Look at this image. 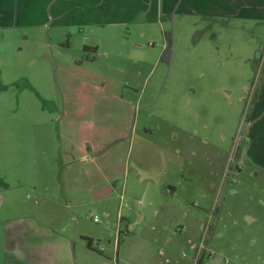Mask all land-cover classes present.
Returning a JSON list of instances; mask_svg holds the SVG:
<instances>
[{
    "label": "rangeland",
    "instance_id": "374dc122",
    "mask_svg": "<svg viewBox=\"0 0 264 264\" xmlns=\"http://www.w3.org/2000/svg\"><path fill=\"white\" fill-rule=\"evenodd\" d=\"M240 4L0 27V264H264V16Z\"/></svg>",
    "mask_w": 264,
    "mask_h": 264
},
{
    "label": "crops",
    "instance_id": "0c3cea01",
    "mask_svg": "<svg viewBox=\"0 0 264 264\" xmlns=\"http://www.w3.org/2000/svg\"><path fill=\"white\" fill-rule=\"evenodd\" d=\"M241 2L259 12L255 16H264V0H201V9L198 4H193V0H185L184 2L181 0H0V27H12L25 23L27 22L25 18L23 20L25 15L38 12L42 15H46V20L44 22L48 21L49 18H47V16L50 17L51 23H64L69 21H73L77 24L90 23L102 19L103 17L101 18V15H109V18H112L110 21L121 22L123 24L137 23L141 19L144 20L145 23L151 21L160 22L161 15L164 12L175 9L180 13L177 9L178 6L185 9L184 12L187 14L197 11L196 13L203 15L206 21L219 22L225 17H229L228 14H235L232 16L238 17V9H240ZM228 8H232L233 12L226 13ZM20 19H22V21H20ZM259 104H264V100H260ZM254 105H256V103ZM253 108L256 107L253 106ZM216 155L218 156L217 153H215L214 156ZM162 159L160 167L151 170L153 175H164L163 177L166 178L168 172L167 163H176L177 161V163L181 165L177 156H175V158L166 159V157L162 155ZM137 176L139 181L145 180L146 178L145 174H138ZM108 179L111 178H105L101 184L95 186L97 187L95 189L96 191L106 190L105 193L99 194L98 196L113 191L115 186H113ZM151 181L154 182V179L152 178ZM166 186L168 191H171L173 193L172 195H174L176 190L175 186L170 182H166ZM149 188H151V186H149ZM140 217H142V215H140ZM11 238H18L17 231L11 235ZM64 238L63 235H59L57 237L59 243L56 246L50 247L54 254L65 251L63 246L65 245ZM61 239L63 241H60ZM42 253H46L49 256V249H43V251H41V254ZM16 254V251L11 253L10 259L12 261L21 259L17 256L18 254ZM42 258L43 257H41V262H39V260L25 258L26 260L24 262L26 264H49L44 263ZM111 263L119 264L117 260L115 263L112 261Z\"/></svg>",
    "mask_w": 264,
    "mask_h": 264
},
{
    "label": "flooded vegetation",
    "instance_id": "af4514ba",
    "mask_svg": "<svg viewBox=\"0 0 264 264\" xmlns=\"http://www.w3.org/2000/svg\"><path fill=\"white\" fill-rule=\"evenodd\" d=\"M261 100H264V98L261 99ZM259 102H260V101H259ZM259 102H258V103H259ZM255 103H257V102H254V104H255ZM251 108H253V107H251ZM251 108H249V111H247L246 114H245V120H246V122H247V127H248V129H249V130H248V133H250V134H249V137H250V135H251L250 130H252V127H253L252 124L254 123V122H253L254 120L252 119L253 116H251L252 113H253V110H252ZM251 111H252V113H251ZM250 138H251V137H250ZM176 147H177V146H176ZM176 147H175L174 154H175V156H177V157L179 158V160H180V159H181V158H180V155H179L180 152H179V150H178ZM246 154H247V152H246ZM247 156L249 157L248 154H247ZM250 160H251V159H250ZM251 161H252V160H251ZM214 164H216V160H214Z\"/></svg>",
    "mask_w": 264,
    "mask_h": 264
},
{
    "label": "water",
    "instance_id": "95a60500",
    "mask_svg": "<svg viewBox=\"0 0 264 264\" xmlns=\"http://www.w3.org/2000/svg\"><path fill=\"white\" fill-rule=\"evenodd\" d=\"M106 192V190H98V191H94V197H97L99 194H103V193H105Z\"/></svg>",
    "mask_w": 264,
    "mask_h": 264
},
{
    "label": "built area",
    "instance_id": "2783aa9c",
    "mask_svg": "<svg viewBox=\"0 0 264 264\" xmlns=\"http://www.w3.org/2000/svg\"><path fill=\"white\" fill-rule=\"evenodd\" d=\"M96 220V218H94V221Z\"/></svg>",
    "mask_w": 264,
    "mask_h": 264
}]
</instances>
